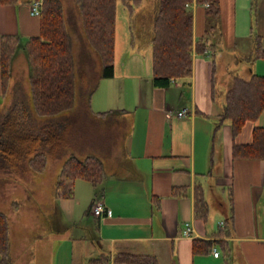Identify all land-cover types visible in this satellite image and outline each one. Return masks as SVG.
Instances as JSON below:
<instances>
[{
	"label": "crops",
	"instance_id": "0c3cea01",
	"mask_svg": "<svg viewBox=\"0 0 264 264\" xmlns=\"http://www.w3.org/2000/svg\"><path fill=\"white\" fill-rule=\"evenodd\" d=\"M34 1L0 5V43L2 36L23 35L30 39L40 35L39 16L31 14ZM62 2L65 15L76 18L79 0ZM145 4L146 0L132 19L129 15L125 20L122 15L126 8L118 3L114 76L99 77L89 98V107L95 115L116 120L124 141L107 147L110 151L104 157L96 155L103 163L104 178L97 193L91 183L94 189L89 191L83 210L94 216L93 204L103 200L112 216H94L99 226H90L96 234L85 242L93 244L95 252L84 253L83 262L92 264V260L107 256L111 259L109 264H115V255L126 253L155 256L159 264H264V159L233 156L234 145L251 144L254 129L264 127V112L257 121H248L235 140L231 126H225L220 134L218 124L214 129L212 120L220 117L224 107L217 106L212 96L214 60L215 88L223 96L235 75L245 79L254 75L264 77V59L253 58L256 36H261L264 43V0L261 8L258 0H220V22L210 37L214 47L205 53L194 51L192 76L174 79L167 88L154 83V20L147 27L144 40L143 23L138 18ZM189 9L197 43L207 35L206 7L194 0ZM83 55L82 62L88 65L90 52L87 50ZM185 108L189 114L178 117L176 114ZM79 181L82 179L75 183L73 199H60L57 207L60 218L66 220L47 222L48 227L54 225L59 233L41 235L40 248L32 249L34 255H28L30 247L26 244L31 224L21 222L16 239L9 221L12 264H48V260L49 264H57L59 250L66 248L70 250L69 256H73L71 247L76 240L72 236L65 240L56 238L73 228L80 208L75 202L78 185L84 187ZM198 185L203 186L208 204V197L212 196L225 217L218 229L216 224L208 225L211 210L206 222L195 217ZM174 189L185 192L174 195ZM41 213L45 216L46 212ZM230 216L233 220L229 228L225 221ZM186 224L192 227L191 238L183 235ZM51 236L52 257L47 249H41L42 242ZM196 240L212 242L211 250L204 252L203 243L195 253ZM214 248L221 251L220 257L213 255ZM26 255L30 257L23 262ZM69 256L65 253L61 258Z\"/></svg>",
	"mask_w": 264,
	"mask_h": 264
},
{
	"label": "trees",
	"instance_id": "16d2710c",
	"mask_svg": "<svg viewBox=\"0 0 264 264\" xmlns=\"http://www.w3.org/2000/svg\"><path fill=\"white\" fill-rule=\"evenodd\" d=\"M24 0H0V5H16ZM121 2L131 19L144 0H79L82 27L87 42L98 54L102 64L101 79L114 76L115 39L118 3ZM194 0H158L152 39L153 76L156 86L167 88L174 79H188L193 74V54L205 53L210 47L213 33L220 22V0H196L206 7L208 21L207 35L194 42L193 14L189 7ZM40 19V35L30 38L26 45L16 36H2L0 43V83L2 96H6L12 78L13 62L20 47L25 50L30 65L31 96L35 112L40 117H58L73 110L76 95V67L73 54V40L69 32L62 0H43ZM213 42V41H212ZM214 43V42H213ZM254 59H264V43L261 36L255 38ZM82 62V61H81ZM84 63V62H82ZM213 75V99L216 94V62ZM86 68V66H85ZM87 69V68H86ZM85 78V77H84ZM91 94L96 88L93 84ZM91 96V95H90ZM264 112V77L254 75L245 79L235 75L225 93V103L219 117L217 129L229 121L235 140L248 121H257ZM20 116L18 121L0 127V171L17 170L24 163L35 173H44L47 168L46 153L52 155L66 144L52 126L28 123ZM57 124V123H56ZM70 128V125H67ZM66 143V144H65ZM65 144V146H64ZM64 146V147H63ZM235 159H264V127H256L253 142L249 145H234ZM104 178L102 161L94 155L83 160L71 157L65 161L56 184L58 199H73L77 180H85L99 187ZM184 190L174 189L178 195ZM15 202V210L18 208ZM195 217L207 221L209 204L203 186L195 189ZM233 216L226 221L232 226ZM225 225V228H226ZM227 229V228H226ZM222 233V232H221ZM219 233V234H221ZM197 246L206 244L209 252L212 242L196 240ZM208 250V251H207ZM110 257L101 256L92 264H109ZM115 264H159L151 255L118 253ZM0 264H12L10 255V225L8 217L0 213Z\"/></svg>",
	"mask_w": 264,
	"mask_h": 264
},
{
	"label": "rangeland",
	"instance_id": "374dc122",
	"mask_svg": "<svg viewBox=\"0 0 264 264\" xmlns=\"http://www.w3.org/2000/svg\"><path fill=\"white\" fill-rule=\"evenodd\" d=\"M258 1L259 8H261L262 0ZM157 9L158 0H146L145 6L140 9L138 18L143 23L144 40L146 39L147 27L151 21L154 20L155 23ZM74 14L76 18L74 16L69 18L68 15H65L67 26L73 40V54L76 67V95L73 110L65 112L58 117H40L36 114L31 96V67L27 60L25 50L22 47H20L19 53H17L14 60L15 63L12 68V78L7 95L2 96V92L0 94V127L7 123H13L15 120L18 121V118L23 116L25 119L26 117L29 119V124L40 126L37 130H41L45 126H52L54 130L67 140V144L65 143L66 146L64 144L65 147L63 146L64 148L57 151L56 154L46 153L47 168L44 173H35L29 168L28 163L21 165L19 171H0V213H4L8 217L16 239L20 223L29 222L31 224L27 229L29 237L26 243L30 247L28 250V255L30 256L35 254L32 250L33 247L40 248L41 239L39 237L41 235L46 236L53 232L59 233L60 230L55 228L54 225L52 228L48 227L47 222L51 220H66L60 218V210H57L60 199L56 197V184L65 161L71 157H76L81 160L91 155H102L104 157L110 151L107 147L113 143L121 144L124 141V137L122 138V134L120 133V135L118 132L115 119L99 117L89 107V98L94 88L93 84L98 81L101 75L102 64L100 57L86 40L80 10L77 6ZM127 16H129V13L125 9L122 18L126 20ZM74 22L75 30L73 29ZM19 38L21 39L22 45H26L29 40V37L23 35L19 36ZM143 46L145 47V43H143ZM87 50L90 52L89 59H91L88 65L81 62L83 61V54H87ZM85 66L89 68L90 72H88ZM222 70L220 68L219 73H222ZM222 94L219 90L216 91L214 99L217 106L224 105L225 103V96ZM212 120L214 121L215 129L216 124L219 123V117H213ZM68 124L70 128H68ZM225 126H231L230 122L225 121L218 129V133L221 134V130ZM78 184H82L84 187L81 188L78 185L79 192L75 202L77 205H80V208L76 211L73 228L67 230L68 234L58 235L56 238L59 240L63 238L65 240V238L72 236L76 240L75 244L71 247L73 248V256H69V248H66L64 251L60 249V253L57 254V264H84L82 255L84 253L91 254L95 252L92 246L93 244H88L85 240L87 237L88 240L94 239L93 235L95 237L96 230L92 231L90 226L97 228L99 222L94 217L95 215L85 214V210H83L84 207H87V195L89 191L95 187L93 188L91 183L83 180L79 181ZM95 190L94 192L97 193L98 189L95 188ZM208 199L211 210L208 225L216 224L218 229L219 223L224 221L225 217L218 210L216 200L212 196H209ZM15 202L19 206L16 210L14 209ZM41 210L44 213L46 212V217L41 213ZM217 214H221V217ZM52 238L51 236V239L42 242L41 247L43 251L47 249L51 257L53 255V248L49 242H52ZM65 253H68L69 257L68 259L62 260L61 257ZM28 255L23 258V262L26 261V258L30 257ZM49 261L46 263L49 264Z\"/></svg>",
	"mask_w": 264,
	"mask_h": 264
},
{
	"label": "built area",
	"instance_id": "2783aa9c",
	"mask_svg": "<svg viewBox=\"0 0 264 264\" xmlns=\"http://www.w3.org/2000/svg\"><path fill=\"white\" fill-rule=\"evenodd\" d=\"M43 0L34 1L31 5V14L33 16H40L41 14V6H42ZM189 114L188 108L182 109L179 111L176 115L178 117H186ZM92 213L95 216L98 217H111L112 216V210L109 209L103 200H96L95 203L92 206ZM184 237L191 238L192 237V227L190 224H186V228L183 232ZM220 251L217 248H214L213 255L218 258L220 257Z\"/></svg>",
	"mask_w": 264,
	"mask_h": 264
},
{
	"label": "bare ground",
	"instance_id": "6f19581e",
	"mask_svg": "<svg viewBox=\"0 0 264 264\" xmlns=\"http://www.w3.org/2000/svg\"><path fill=\"white\" fill-rule=\"evenodd\" d=\"M36 1H38V0H36ZM43 4V3H42ZM41 9H42V6H41ZM42 12V11H41Z\"/></svg>",
	"mask_w": 264,
	"mask_h": 264
}]
</instances>
